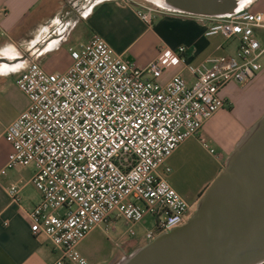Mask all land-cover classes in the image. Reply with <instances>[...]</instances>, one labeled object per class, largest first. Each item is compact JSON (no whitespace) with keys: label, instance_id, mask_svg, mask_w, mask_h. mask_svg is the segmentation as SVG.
<instances>
[{"label":"built area","instance_id":"obj_1","mask_svg":"<svg viewBox=\"0 0 264 264\" xmlns=\"http://www.w3.org/2000/svg\"><path fill=\"white\" fill-rule=\"evenodd\" d=\"M138 8L151 25L165 11L139 0H120ZM206 36L220 35L235 44L233 53L187 63L186 48H162L157 59L140 68L116 53L98 34L70 49L65 72L49 73L30 58L16 78L28 108L5 130L11 144L7 169L33 167L32 183L41 194L29 212L34 236L46 238L59 258L56 264H88L78 245L95 229L126 231L113 241L122 249L137 237L146 217L154 227L145 243L185 226L198 202L186 201L160 172H171L169 158L195 138L216 160L203 133L204 124L224 109L221 92L230 84L247 85L262 70L264 12L243 10L229 18L210 19ZM181 73L167 82L169 69ZM19 190L9 191L16 203Z\"/></svg>","mask_w":264,"mask_h":264},{"label":"crops","instance_id":"obj_2","mask_svg":"<svg viewBox=\"0 0 264 264\" xmlns=\"http://www.w3.org/2000/svg\"><path fill=\"white\" fill-rule=\"evenodd\" d=\"M209 24V18L163 12L148 25L138 17L133 5L120 0H0V56L15 59L20 53L27 54L28 60L35 58L44 68V60L64 50L80 31L83 42L63 51L66 69L62 72L72 63L70 49L87 43L93 34L100 35L116 53L140 68L154 62L162 48L175 50L181 46L186 48L187 63L198 65L209 56L231 54L235 48V44L231 46L220 35L206 36ZM11 67L4 62L0 64V264H56L59 253L46 238L33 235L27 216L41 200L32 183L35 169L6 168L12 147L5 130L30 104L27 95L16 85L21 71L1 74ZM46 71L61 73L50 68ZM176 73L193 82L180 66L166 71L160 82H167ZM221 97L226 106L204 124L203 133L222 159L216 160L197 139L191 138L169 158L171 172L165 174L160 170L167 182L191 204L199 202L224 170L227 158L242 136L264 115V65L254 81L241 88L230 84ZM13 189L19 190V203L9 194ZM134 239L128 242L140 246Z\"/></svg>","mask_w":264,"mask_h":264},{"label":"water","instance_id":"obj_3","mask_svg":"<svg viewBox=\"0 0 264 264\" xmlns=\"http://www.w3.org/2000/svg\"><path fill=\"white\" fill-rule=\"evenodd\" d=\"M165 12L225 19L259 0H146ZM0 56L17 73L27 54ZM115 264H264V115L242 136L224 170L183 227L158 236Z\"/></svg>","mask_w":264,"mask_h":264},{"label":"rangeland","instance_id":"obj_4","mask_svg":"<svg viewBox=\"0 0 264 264\" xmlns=\"http://www.w3.org/2000/svg\"><path fill=\"white\" fill-rule=\"evenodd\" d=\"M139 1L147 5H152L150 2L146 0H139ZM135 8L137 12L138 8L136 6ZM249 10H252V11L260 10L261 12H264V0H260L259 2L253 4ZM82 39L83 37L81 35V32L77 31L72 36L70 43L65 46L64 50H67L71 46H76L77 44H79V42H83ZM231 46H234V44L231 43ZM64 50L57 53L55 56L47 57L44 60L43 69L45 71L46 69H49V68L55 71H61V72L64 71L66 69V55L63 52ZM36 61L40 64V61L38 60ZM260 63H261V66L264 65V58L261 60ZM238 87L241 88V85L238 84ZM237 105L238 104L235 103V106ZM154 221H155L154 218L146 217L145 220L135 228L137 232V237L134 239V241L140 242L141 243L139 244L140 246L138 245L136 246V243H132L133 241L126 242V245H124L123 249L126 250L127 248H130V250L120 256L118 255L122 252V249L116 248L113 241L119 238L127 229V226L122 220L117 221V224H116L117 231H110L106 233L105 232V229L107 228L106 225H103L101 226V228H97L93 230L87 236V238L84 239L85 241L82 244L81 248L79 249L80 250L79 252L83 257L86 258L88 264H107L111 258H113V260L111 261L110 264H115L119 259H121L123 256L130 254L136 248L146 245L145 239H144L145 232L149 229L150 230L153 229Z\"/></svg>","mask_w":264,"mask_h":264},{"label":"flooded vegetation","instance_id":"obj_5","mask_svg":"<svg viewBox=\"0 0 264 264\" xmlns=\"http://www.w3.org/2000/svg\"><path fill=\"white\" fill-rule=\"evenodd\" d=\"M129 250H130V248H127L126 250L123 249L122 252H121L118 256H120V255L126 253V252L129 251Z\"/></svg>","mask_w":264,"mask_h":264}]
</instances>
